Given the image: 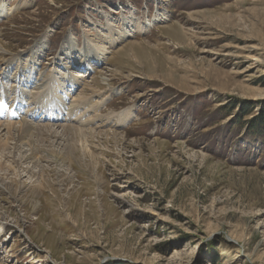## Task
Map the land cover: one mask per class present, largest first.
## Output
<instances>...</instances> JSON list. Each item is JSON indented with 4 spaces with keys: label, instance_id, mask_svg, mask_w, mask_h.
<instances>
[{
    "label": "rangeland",
    "instance_id": "1",
    "mask_svg": "<svg viewBox=\"0 0 264 264\" xmlns=\"http://www.w3.org/2000/svg\"><path fill=\"white\" fill-rule=\"evenodd\" d=\"M3 1L0 264H264V0Z\"/></svg>",
    "mask_w": 264,
    "mask_h": 264
},
{
    "label": "bare ground",
    "instance_id": "2",
    "mask_svg": "<svg viewBox=\"0 0 264 264\" xmlns=\"http://www.w3.org/2000/svg\"><path fill=\"white\" fill-rule=\"evenodd\" d=\"M5 2L3 1V0H0V15H2V13L4 12V10L5 9H3V8H5ZM10 10V9H9ZM6 12V11H5ZM157 17H155V18H153L152 20L153 21H161L162 19H166L164 16L163 17H161L160 18V16L159 15H156ZM127 18H125V19H123L122 18V22H123V24L125 23V24H132L133 23V21H132V23L131 22H128L127 20H126ZM147 25V24H146ZM146 25H144V23L141 25L139 22H137V25H135V27L137 28V29H143V28H145L146 27ZM109 27V26H108ZM134 26L133 27H131V28H128V29H126V28H123V31L122 32H120V33H118L117 34V36L115 37L114 36V34H113V30H111L110 28H108V32H111V34L107 37V38H105L104 37V40H105V45H102V44H97V47H99V48H101V50H92V52H90V51H88V50H85V49H83V50H81L80 52H79V54L80 55H83L84 56V59L85 60H87L86 59V57H88L91 53H93V54H95V59L94 60H98L99 59V55L97 54V53H99V54H104V52L106 51V49H109V47H108V44H110L111 42H113L114 40L115 41H117L118 39H120V37L121 38H124V37H126V36H130V34H131V32H134L135 31V29H133V28H135ZM116 29H118V28H116ZM119 30V29H118ZM161 30V29H160ZM118 36H120V37H118ZM70 43H71V40H70V38L68 37L67 39H66V42H65V44L63 45V47H66V48H72V47H70L69 45H70ZM86 44H88V43H86ZM127 45H129V44H127ZM126 45V46H127ZM129 46H131V45H129ZM123 49V48H122ZM129 49H130V47H129ZM124 50V49H123ZM96 53H95V52ZM3 54H0V56H2ZM33 57H34V55H32ZM75 56L74 55H72V51H68L67 53H66V59H68L69 60V62H71V63H73V58H74ZM256 61V60H255ZM88 63V65H87V67H86V69H90V68H93L94 67V64L90 61H87ZM10 64H8L7 66H6V68L9 66ZM64 68L66 69V68H69V66H68V64L67 63H65V65H64ZM7 71V70H6ZM66 71V70H65ZM2 71H0V75H1V77L3 78V79H5L6 78V74H5V68H4V71L1 73ZM75 76H77V77H82V76H84V75H82V74H77V75H75ZM28 77H29V75H27L26 77H24V75H23V73L21 72V78H20V72L18 73V75H14L13 76V80H14V82L16 83V85H15V87L13 86L12 88H13V94H14V99H17L18 97L19 98H22L24 95H25V93H24V91H23V89L21 88L20 90H19V88H20V86L22 85V82H28V81H30L31 80V78L30 79H28ZM126 80H128V79H126ZM12 81V80H11ZM67 81H68V83H70V85L69 86H75V84H76V81L72 78V76L70 77H68L67 78ZM51 82V79L50 80H48V81H44V82H41V83H38V84H36V85H34V86H38L39 88L41 87V88H46L47 86H48V84ZM10 83V82H9ZM12 83H13V81H12ZM62 84H64V82L62 83ZM66 85V84H65ZM11 89V88H10ZM1 90V89H0ZM11 93V92H10ZM50 94H52V93H50ZM45 95H48V93H46L45 91H43V96H45ZM54 95V94H53ZM9 96V95H8ZM11 97H12V95H11ZM76 99L75 100H81V99H84L85 98V96H77V97H75ZM13 99V98H12ZM43 99V98H42ZM10 100V99H9ZM36 100V99H35ZM55 100H59V102H61L60 103V105H57L56 107H55V109L54 110H52L51 111V113H49V115H48V117L52 114L53 115V118H59V116H61L60 114H61V108H62V105H63V100H60L59 99V97L58 98H56L55 97ZM41 101L42 100H40L38 103L37 102H32V106H34L35 107V110H34V112L36 111V113H38V111H40V114H41V112L42 113H44V110L42 111V109H43V106L41 105ZM11 102H13V101H11ZM23 102V101H22ZM16 103V102H15ZM18 104V103H17ZM72 104V103H71ZM48 107V106H47ZM46 108V107H45ZM48 110V109H47ZM123 112H126V113H129L130 111L129 110H126V111H123ZM125 113V114H126ZM116 115H118V114H116ZM124 115V114H123ZM122 115V116H123ZM119 116H121V114L119 115ZM112 117H115L114 115H111V116H109V119H112ZM70 119L71 120H76V119H78V118H74V119H72L71 117H70ZM18 122V121H17ZM20 122V126H18V129H16L17 130V132L15 131L14 133H13V135H12V140H14L15 142H14V148L17 150V151H19V154H20V150H22V144H23V140L25 139V138H27V136H29V135H31L32 133H34L35 134V131H33L32 129H35L36 130V132H37V129L36 128H34V127H32V125H31V122H29V121H27L25 118H23L22 120H20L19 121ZM122 122V121H121ZM4 123V122H3ZM4 126L5 125V123L4 124H2V123H0V126ZM18 125V124H17ZM51 125V124H50ZM6 127H7V130H8V126H10V123H6V125H5ZM36 126V125H35ZM39 126V125H38ZM37 126V127H38ZM49 126V125H48ZM47 126V127H48ZM40 127V126H39ZM43 127V126H42ZM63 127H65V126H63ZM74 127V126H73ZM110 127V126H109ZM16 128V127H15ZM46 128V127H45ZM2 129H4V128H2ZM44 129V128H43ZM48 128H46L45 130H47ZM53 129V128H52ZM63 129V128H62ZM65 129V128H64ZM67 129H68V127H67ZM70 129V128H69ZM76 129V128H75ZM44 130V131H45ZM51 130V129H50ZM56 130V129H55ZM66 130V129H65ZM72 130V129H71ZM81 131H82V129H80ZM2 131V130H1ZM6 131V130H5ZM10 131H11V129H10ZM52 131V130H51ZM50 131V132H51ZM59 131V130H58ZM69 131V130H68ZM68 131H67V133H68ZM74 131V130H73ZM80 131V132H81ZM76 132V131H75ZM44 133V132H43ZM49 133V132H48ZM47 133V134H48ZM52 133V132H51ZM61 133V132H60ZM73 133V132H72ZM83 133V132H82ZM91 133V132H90ZM6 134H7V132H6ZM8 134H10L9 132H8ZM41 134V133H40ZM45 134V133H44ZM65 134V133H64ZM71 134V133H70ZM75 134V133H74ZM37 135V134H36ZM50 135V134H49ZM63 135V134H62ZM82 135V134H81ZM8 136V135H7ZM38 136V135H37ZM41 136V135H40ZM39 136V137H40ZM48 136V135H47ZM46 136V137H47ZM57 136V135H56ZM59 136H60V134H59ZM80 136V135H79ZM9 137V136H8ZM7 137V138H8ZM32 137H33V135H31V139H32ZM67 137V136H66ZM94 137V136H93ZM1 138V137H0ZM36 138H38V137H36ZM59 138V137H58ZM11 139V138H10ZM30 139V140H31ZM52 139H56V137L55 138H52ZM51 139V140H52ZM65 139V138H64ZM85 139V138H84ZM94 139V138H93ZM1 140H2V138H1ZM11 140V141H12ZM27 140H28V138H27ZM44 140V139H43ZM59 140V139H58ZM32 141V140H31ZM10 142V141H9ZM58 142V141H57ZM11 143V142H10ZM13 143V142H12ZM26 143H28V142H26ZM32 143H34V142H32ZM38 143V142H37ZM65 144V143H64ZM24 145V144H23ZM27 145V144H26ZM28 145H30V147L32 146L31 145V143L29 142L28 143ZM81 145V144H80ZM39 146V145H38ZM10 147H12V145L10 146ZM8 148V147H7ZM66 148V147H65ZM85 148V147H84ZM9 149V148H8ZM60 149V148H59ZM11 150H13V149H11ZM29 150H32V149H30L29 148ZM16 151V152H17ZM23 151V150H22ZM39 151V150H38ZM15 152V151H14ZM14 152H13V154H14ZM24 153H25V155H22V159L24 160V161H27V162H32V158H31V156H32V154L29 152V154H26V152L24 151ZM58 155V154H57ZM18 156H20V155H18ZM12 157H13V155H12ZM6 158V157H5ZM18 158V157H17ZM16 157H15V159H17ZM20 158V157H19ZM8 159V158H7ZM8 161H9V159H8ZM19 161V160H18ZM35 161V160H34ZM54 161H56V160H54ZM16 162V161H15ZM22 162V161H21ZM6 163V162H5ZM60 164V163H59ZM19 165V164H18ZM17 165V166H18ZM20 165H21V163H20ZM11 167H13V166H11ZM10 167V168H11ZM20 168V167H19ZM1 169V168H0ZM2 170V169H1ZM4 170V169H3ZM1 178V177H0ZM2 185L3 184H1L0 183V188H2L3 190H6L7 189V187H5V186H3L2 187ZM10 188V187H9ZM11 189V188H10ZM7 191H8V189H7ZM19 191H22L21 189H19ZM5 194V193H4Z\"/></svg>",
    "mask_w": 264,
    "mask_h": 264
},
{
    "label": "trees",
    "instance_id": "3",
    "mask_svg": "<svg viewBox=\"0 0 264 264\" xmlns=\"http://www.w3.org/2000/svg\"><path fill=\"white\" fill-rule=\"evenodd\" d=\"M233 105L231 104V107H233ZM249 108L250 107H247V106H242L241 107V111L239 112V114L237 116V121H240V118L242 119V116H244L245 113H247V111H249ZM256 124L259 126L258 128H256V126H255ZM248 125H249V129H251V128H253L255 126L254 127L255 130L257 131V133L259 132L258 134H264V114H263V112H262V114L257 116V118H255L254 120L250 121L248 123Z\"/></svg>",
    "mask_w": 264,
    "mask_h": 264
}]
</instances>
